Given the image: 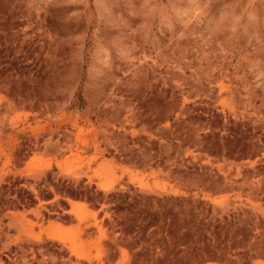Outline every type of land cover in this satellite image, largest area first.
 <instances>
[{
    "label": "rangeland",
    "instance_id": "1",
    "mask_svg": "<svg viewBox=\"0 0 264 264\" xmlns=\"http://www.w3.org/2000/svg\"><path fill=\"white\" fill-rule=\"evenodd\" d=\"M0 264H264V0H0Z\"/></svg>",
    "mask_w": 264,
    "mask_h": 264
},
{
    "label": "clouds",
    "instance_id": "2",
    "mask_svg": "<svg viewBox=\"0 0 264 264\" xmlns=\"http://www.w3.org/2000/svg\"><path fill=\"white\" fill-rule=\"evenodd\" d=\"M152 11H156V9H152ZM171 11L175 18L181 22H186L190 14L196 16L200 15V11L194 10L192 8H172ZM160 14L162 23H164L166 27L171 29L173 27L171 18L164 12L163 9L160 10ZM249 18H254L251 13L249 14ZM236 19L239 20L240 17H236Z\"/></svg>",
    "mask_w": 264,
    "mask_h": 264
},
{
    "label": "bare ground",
    "instance_id": "3",
    "mask_svg": "<svg viewBox=\"0 0 264 264\" xmlns=\"http://www.w3.org/2000/svg\"><path fill=\"white\" fill-rule=\"evenodd\" d=\"M70 205H71L70 206V209L68 210L69 213H74L75 214L76 212H79L80 213V212L86 211V205H85V203H82V202H71Z\"/></svg>",
    "mask_w": 264,
    "mask_h": 264
},
{
    "label": "trees",
    "instance_id": "4",
    "mask_svg": "<svg viewBox=\"0 0 264 264\" xmlns=\"http://www.w3.org/2000/svg\"><path fill=\"white\" fill-rule=\"evenodd\" d=\"M170 262V261H169ZM175 263L177 262V261H174Z\"/></svg>",
    "mask_w": 264,
    "mask_h": 264
}]
</instances>
